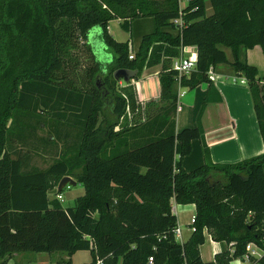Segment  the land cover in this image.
<instances>
[{
	"label": "trees",
	"instance_id": "trees-1",
	"mask_svg": "<svg viewBox=\"0 0 264 264\" xmlns=\"http://www.w3.org/2000/svg\"><path fill=\"white\" fill-rule=\"evenodd\" d=\"M207 3L209 14L205 0H187L182 8L178 0H0V264L22 252H59L65 259L57 264H70L79 250H88L86 264H229L247 242L262 245L264 80L239 51L257 45L264 57V0ZM178 15L176 30L172 19ZM144 17L153 20V30L141 35L128 59V42L112 39L107 22L122 20L128 30L129 21ZM89 33L109 50V63L96 60ZM181 46L195 50L194 69L179 78L187 88L209 82L208 68L226 63L222 47L229 49L228 64L249 92L260 154L213 163L198 122L175 131L176 72L170 64ZM153 65L160 66L158 98L141 105V120L114 130L126 107L140 106L131 86L115 90L112 71L135 70L138 77ZM18 110H42L79 129L76 174L64 159L24 170L22 159L11 157L7 121ZM195 138L203 162L185 170L180 160ZM65 175L81 184L83 194L62 207L47 192ZM172 202L194 206L191 233L181 243L173 235ZM204 233L232 250L202 261Z\"/></svg>",
	"mask_w": 264,
	"mask_h": 264
},
{
	"label": "crops",
	"instance_id": "crops-1",
	"mask_svg": "<svg viewBox=\"0 0 264 264\" xmlns=\"http://www.w3.org/2000/svg\"><path fill=\"white\" fill-rule=\"evenodd\" d=\"M186 2L187 0H178V7H184ZM210 11V6L207 0H205V13L209 14ZM113 22H117L118 28L125 34L120 40L114 39L112 35L110 25ZM121 23L122 20L119 19L109 20L106 25V31L115 41H127L132 51L136 50L141 35L151 32L154 27L153 20L149 17L129 21L128 30L123 29ZM97 37L96 34L89 33L87 43L91 47L96 60L101 64H107L112 59L111 53ZM186 47L187 50L195 52L193 46ZM224 54L227 62L211 67V72L214 74L213 80L201 82L193 88L180 87L175 84L176 107L174 129L178 131L184 128H192L198 122L203 131V140L207 146L209 158L213 163H234L258 155L263 151V143L257 129L246 83L232 80L233 78L239 79L242 77L236 76L228 64L231 61L230 51L229 55L226 51H224ZM183 55H186V52ZM239 59L254 66L260 82L264 80V57L259 46L254 45L248 49L241 48L239 51ZM159 70V65L145 67L141 70L138 77L131 79L129 82L124 83L121 80L123 84L133 88L138 100L137 103L140 106L139 111L135 108L134 111H128L126 113L127 125L131 123V119H142V104L158 98ZM121 81L118 80L120 84ZM204 97L205 102H203ZM46 115L48 119L56 120L51 114L46 113ZM118 127L119 124L114 127V130L118 129ZM174 158L177 159V156ZM202 162L201 142L196 138L192 139L190 141L189 151L182 156L180 165L185 170H191L201 165ZM23 166L32 167L31 165L25 164ZM171 211L176 218V225L179 228V238H176V241L181 243L191 233L189 220L194 215V206L193 204H176L172 202ZM223 248L229 249L230 245H224L214 241L207 233H204V240L199 246L200 258L204 262L212 261L214 255L219 253ZM41 253L43 252L27 255L32 256L29 258H25L26 255L22 253H13L6 263L50 264L48 261L42 260ZM22 260L25 262L21 263ZM229 264L243 263L239 260L232 259Z\"/></svg>",
	"mask_w": 264,
	"mask_h": 264
},
{
	"label": "rangeland",
	"instance_id": "rangeland-1",
	"mask_svg": "<svg viewBox=\"0 0 264 264\" xmlns=\"http://www.w3.org/2000/svg\"><path fill=\"white\" fill-rule=\"evenodd\" d=\"M110 27L114 39L120 40L122 36L124 37L125 34L118 28L117 22H113ZM78 45L81 44L78 43ZM74 49L73 53H77L82 58V51ZM222 49L229 55L228 48L222 47ZM235 80L239 81V79ZM125 88H128L126 84H123L122 81L120 84L117 81L115 85L117 92H124L123 89ZM128 111H131V109L126 107L125 113L119 121V127L127 126L126 113ZM7 130V148L11 153V157L19 156L22 159L23 165H31L34 168L42 170L52 162L64 159L74 167L73 174L79 171L80 162L75 157L79 133L77 127L61 121L50 120L46 112L42 110L32 112L18 110L7 121ZM29 168L31 167L23 166L24 170ZM69 177L75 181V184L65 185L57 193L60 199L55 194L49 192L56 187L58 181L47 192V197L49 199L56 198L62 207L71 206L74 199L83 194L81 184L74 177ZM229 249L230 251L232 250V248ZM33 253L37 252H22V254L26 255L25 258L32 257L27 255H33ZM40 255H42V260L48 261L50 264H57L60 258L65 259V256L59 252H43ZM89 261L90 255L88 250H79L70 256V264H86ZM23 262L25 261L22 260L21 263Z\"/></svg>",
	"mask_w": 264,
	"mask_h": 264
},
{
	"label": "built area",
	"instance_id": "built-area-1",
	"mask_svg": "<svg viewBox=\"0 0 264 264\" xmlns=\"http://www.w3.org/2000/svg\"><path fill=\"white\" fill-rule=\"evenodd\" d=\"M172 23L175 26L176 30H179V28L182 25V20L180 15L178 17L172 19ZM132 49L130 46H128V59L132 56ZM184 52H186V55H183ZM195 65V52L191 50H187L186 46L180 47L179 54L171 59L170 68L171 70L176 72L175 80L176 84L179 86V78L183 74L189 73L191 70L194 69ZM214 74L211 72V67L208 68L207 71V78L211 81L213 80ZM232 80H235L233 78ZM240 82H245L243 78H239ZM57 198L60 199V196L55 194ZM194 216L192 215L190 217V223H192ZM173 235L175 238H179V228L176 226L173 230ZM262 245L260 246L258 243H255L253 241H249L244 245V252L241 256L237 257L236 260L241 261L243 264H258V260L261 258V256L264 254V233L262 235ZM148 260L150 261L151 258L149 257Z\"/></svg>",
	"mask_w": 264,
	"mask_h": 264
},
{
	"label": "water",
	"instance_id": "water-1",
	"mask_svg": "<svg viewBox=\"0 0 264 264\" xmlns=\"http://www.w3.org/2000/svg\"><path fill=\"white\" fill-rule=\"evenodd\" d=\"M89 39V38H88ZM112 77L114 80H122L124 83L129 82L131 79L136 78V71L126 68H117L112 71ZM75 181L72 180L69 176H62L54 189L49 191L52 194H57L65 185H74Z\"/></svg>",
	"mask_w": 264,
	"mask_h": 264
}]
</instances>
